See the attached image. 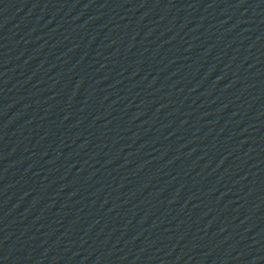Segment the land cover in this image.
Returning a JSON list of instances; mask_svg holds the SVG:
<instances>
[{
    "label": "water",
    "instance_id": "95a60500",
    "mask_svg": "<svg viewBox=\"0 0 264 264\" xmlns=\"http://www.w3.org/2000/svg\"><path fill=\"white\" fill-rule=\"evenodd\" d=\"M0 264H264V0H0Z\"/></svg>",
    "mask_w": 264,
    "mask_h": 264
}]
</instances>
